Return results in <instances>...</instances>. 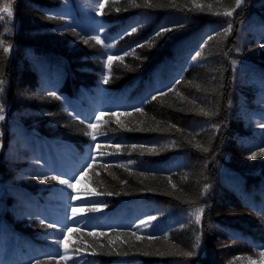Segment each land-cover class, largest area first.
Wrapping results in <instances>:
<instances>
[{
	"label": "trees",
	"instance_id": "1",
	"mask_svg": "<svg viewBox=\"0 0 264 264\" xmlns=\"http://www.w3.org/2000/svg\"><path fill=\"white\" fill-rule=\"evenodd\" d=\"M97 2L0 0V264H222L218 229L260 253L264 160L238 166L232 141L242 80L264 92V57L246 55L264 4ZM247 140L245 156L264 147ZM231 249L223 264H249Z\"/></svg>",
	"mask_w": 264,
	"mask_h": 264
},
{
	"label": "rangeland",
	"instance_id": "2",
	"mask_svg": "<svg viewBox=\"0 0 264 264\" xmlns=\"http://www.w3.org/2000/svg\"><path fill=\"white\" fill-rule=\"evenodd\" d=\"M264 4V0H261ZM0 13H4L3 11ZM257 41H252L249 50L247 51L248 56L255 55L256 57H264V38L257 37ZM242 69V68H240ZM241 91L239 95L240 101L236 106V115H235V125L233 127V141L232 146L237 145L236 152L238 154L236 157H241L239 159L238 166L248 167V166H256L257 163L264 160V147L258 149L257 151H252L245 156V149L246 145L244 142L248 141L247 139H251V143L253 144H260V147L264 146V92L257 90L252 80L244 78L241 82ZM250 143V142H249ZM231 146V147H232ZM244 146V147H243ZM233 148V147H232ZM253 157L249 159V157ZM240 163L248 164V165H240ZM241 206H225L223 209L222 217H244L247 218L253 216L251 212L246 210H240ZM226 209V210H225ZM243 219V218H242ZM250 219V218H249ZM218 234L216 235V252L219 257L220 262L223 264L226 260L228 261L231 256L227 254V248L232 247L233 251L237 253H242L241 255L249 261V264H264V250L260 251V253H255L251 251L250 246L245 242L239 241H231L227 236L220 232V229L216 230ZM251 251V252H249Z\"/></svg>",
	"mask_w": 264,
	"mask_h": 264
},
{
	"label": "snow or ice",
	"instance_id": "3",
	"mask_svg": "<svg viewBox=\"0 0 264 264\" xmlns=\"http://www.w3.org/2000/svg\"><path fill=\"white\" fill-rule=\"evenodd\" d=\"M242 2H243V0H236V7H239V6L241 5ZM132 3H133V5H135V6H137V7L139 6V5H136V4H135V0H132ZM147 6L150 7L151 5L149 4V5H147ZM97 7H98V8H103L104 5H103V4H100V3H99V0H98V2H97ZM234 10H235V9H233V11H234ZM0 11H3L4 13H6L8 18H11V17L13 16L12 7H11L10 4H6V5L3 7V9H0ZM231 14H232V12H226V13H225V15H229V16H230ZM0 19H4V17H3V16H0ZM172 30H173V29H172L171 27H169V26H163L161 29L157 30V32L154 34V37H155V38L162 37L164 33H167V32L172 31ZM227 30H230V26H229V28H228ZM135 31H136V28H135V27L131 29V32H135ZM129 34H131V33H129ZM90 39L95 40L98 44H99V43H103V41L101 40V38H100L99 36H92V37H90ZM208 39H212V37L209 36ZM84 43L87 44V43H88V40L85 39V40H84ZM152 43H153V40L150 39L149 41H146V42H144V43H142V44H137L136 47H143V46H145V44L151 46ZM261 46L264 47V45H261ZM10 47H11V46L9 45V46H8L7 48H5L4 50H5V51H9ZM106 47H107V48H111L112 45L109 43V44L106 45ZM133 51H134V50H133ZM125 55H127V52L125 53ZM200 55H201L200 52H197V53H196V56H197V57H199ZM114 59H120V60H123V56H120V55H118V54L108 55V57H107V61H106V67H107V69L109 70V74H110V72H111V67H112V63H111V62H112ZM104 82H105V83L108 82V75H104ZM2 83H3V81H0V84H2ZM0 91H2V89H0ZM161 94H164V93H161ZM152 98L155 99V97H152ZM3 110H4V109H3V106H0V120L4 119V116H3ZM201 111H203V110H201ZM204 114H205V115H208L207 112H204ZM102 115H103V114H102ZM113 115H118V114L113 113ZM96 119L99 120L100 117H96ZM88 128H89V129H92V132H91V133H86V134H90L92 140H93L94 142H96V143H95V147H99V143L97 142V135H96V133H95V130H96V128H97V125H96V124H93V123H91V122H89V123H88ZM116 147H120V145L117 144ZM133 147H136V146L133 145ZM205 151H207V149H205ZM90 158H91V157H90ZM252 158H253V157H251V156L249 157V159H252ZM95 162H96L95 159H93V163H95ZM89 166H90V165H86V167H89ZM105 166H107V165H105ZM81 171H83V169H82ZM44 179H45V180H46V179H49V177L45 176ZM51 179H53V180H57L58 183H59L60 185H64V186H66L68 189H72L73 191H75V184L72 182V181L75 179V177H71V178H69V179H60V178H58L57 176H53V177H51ZM78 182H79V181H77V183H78ZM72 199H77V200H79V199H81V197H80L79 195H77V196H75V197H72ZM88 203H89L88 200H84L82 206H87ZM91 211H96V209H95V208H92ZM202 213H203V209H202V208H198V209H196V213H195V215H196V223H197V224H199V223L201 222V215H200V214H202ZM154 219H155V217H149V220H154ZM73 223H74V224L76 223L75 213H74ZM47 227H48V228H53L54 225H53L52 223H49V224H47ZM199 239H200V238L197 237V242H196V245H195L196 248H199V247H200ZM57 242H58V243H63V236H62ZM65 252H67V247H65ZM261 254L264 255V253H261ZM183 255L186 256V257H191V256L196 255V252H195L194 250H192V251H187V252H184ZM59 258H60V259H68L67 255L62 256V257H59Z\"/></svg>",
	"mask_w": 264,
	"mask_h": 264
}]
</instances>
